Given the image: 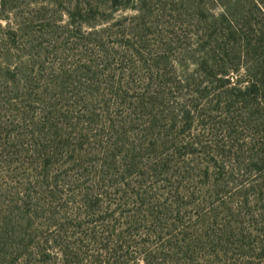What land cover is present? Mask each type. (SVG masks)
<instances>
[{"label": "rangeland", "instance_id": "rangeland-1", "mask_svg": "<svg viewBox=\"0 0 264 264\" xmlns=\"http://www.w3.org/2000/svg\"><path fill=\"white\" fill-rule=\"evenodd\" d=\"M101 1L98 14L78 28L57 0H0V264H22L26 245L37 253L59 224L90 232L86 218L82 231L73 225L81 194L98 181L114 202L101 197V215L115 211L116 229L132 231L138 242L149 226L132 216L139 202L167 206L157 228L161 241L148 240L157 249L185 227L195 225L202 236L199 219L250 223L264 207V171L254 167L251 145L223 138L229 122L212 107L204 110L205 96L189 88L193 80L185 86L187 49L171 48L174 80L160 103L145 100L146 112L134 108L124 91L144 92L146 67L163 54L169 31L158 18H137L133 0L126 7ZM117 81L123 98L113 94ZM182 109L191 111L187 119ZM184 140L193 145L185 148ZM123 196L128 205L117 208ZM94 225L101 236L104 227ZM54 243L48 263L61 264ZM250 255L264 264V256Z\"/></svg>", "mask_w": 264, "mask_h": 264}, {"label": "trees", "instance_id": "trees-1", "mask_svg": "<svg viewBox=\"0 0 264 264\" xmlns=\"http://www.w3.org/2000/svg\"><path fill=\"white\" fill-rule=\"evenodd\" d=\"M123 1L126 7L129 0ZM133 1L135 5L131 8L137 12V18H158L169 31L164 33L166 48L162 50L163 54L146 67L150 76L146 79L144 92L134 91L128 95L124 91V95L132 97L134 108L146 112L148 106L144 104L145 100L153 107L160 103L161 99L158 98L166 92L165 86L174 80L169 52L171 48H185L188 50L186 54L190 56L187 58L189 71L186 73L185 86H190L189 80H193V87L189 88L200 94L201 98L205 96L204 110L212 107L218 111L220 118L229 122L226 127L221 126L223 138L229 141L244 140L251 145L253 153L250 158L254 167L260 172L264 171V0ZM102 2L57 0L62 13L69 18L68 23L78 28L98 14L105 4ZM117 2L111 0L110 3ZM5 27L10 28L9 24ZM185 59L178 62L186 65L182 63ZM161 60L166 62L161 64ZM120 84L117 81L113 94L123 98ZM182 110L187 119L191 111ZM236 129L241 132L237 133ZM185 144L187 149L193 145L189 142ZM99 183L81 194L73 225L82 231L85 221L81 217L86 218L93 224L90 232L86 235L72 233L69 224H59L54 230L53 241L45 239L44 246L37 253L31 251V243L26 245L22 264H49L51 257H48L46 250L52 247L48 244L54 242L59 250L61 264H82L84 259V264H215V260L216 264H254L250 261V254L264 256V207H260L250 223H231V218L218 219L217 216L212 222L205 218L199 219L197 223H205L202 236L196 235L195 225L185 227V232L182 231L174 243L168 242L157 249V246H150L148 240L153 236L157 242L161 241V233L157 228L167 219L166 214L163 218V210L167 206L161 205L154 209L150 202H139L140 206L132 216L140 214V221L149 226L144 227L146 238L138 242L132 231L116 229L120 221L113 215L115 211H112L113 214L101 215L100 210L106 204L101 197L108 200L110 207L114 202L107 190H101ZM257 199L262 201L259 196ZM38 200L41 202V197ZM127 205L123 196L115 206L122 208ZM173 222H178V218H174ZM94 224L104 227L101 236H98ZM76 234L80 236L79 239ZM84 238H88L89 243L84 244ZM247 238L253 240L254 247L260 253H254L255 249L247 243ZM200 239L204 241L201 243ZM90 243L98 247L89 249L90 254L84 255L89 251L86 245ZM207 247L209 250L203 253ZM160 249L164 251H158ZM208 256H213L215 260L208 259ZM235 256H239V259Z\"/></svg>", "mask_w": 264, "mask_h": 264}]
</instances>
